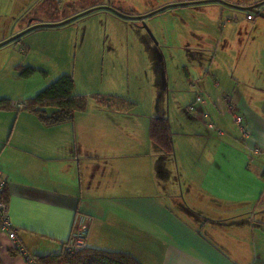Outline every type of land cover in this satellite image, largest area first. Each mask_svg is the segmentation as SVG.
Here are the masks:
<instances>
[{"label":"crops","instance_id":"0c3cea01","mask_svg":"<svg viewBox=\"0 0 264 264\" xmlns=\"http://www.w3.org/2000/svg\"><path fill=\"white\" fill-rule=\"evenodd\" d=\"M156 2L154 10L186 3L173 9L181 10L179 19H189L178 27L172 22L181 45L202 41L205 51L213 52L203 61L181 62L193 81L208 75L216 80L214 87L198 85L204 103L195 118L186 114L182 124L167 120L174 162H166L149 140V122L157 117H134L133 100L110 98L101 106L93 99L94 106L86 108L94 113L91 107L98 106L93 118L85 110L71 121L45 127L20 110L23 100L9 99L20 106L18 112L0 111V173L10 220L34 257L60 255L72 231L85 226L87 247L127 253L140 264H264V40L258 35L264 19L241 10L256 6L264 13V0ZM121 3L103 0L89 8ZM223 46L230 48L231 61ZM242 60L252 64L254 75L236 72ZM227 63L232 75L222 82L220 66ZM191 102L194 93L184 95L180 105ZM230 106L242 118L245 139L228 124ZM201 113L208 115L213 131L201 122ZM141 125L147 127L144 140L134 132ZM116 126L130 131L108 132L118 131ZM99 127L108 129L102 133ZM200 141L204 149L195 148ZM183 157L185 172L177 162ZM157 160L167 164L161 173L176 175L175 184H157ZM152 167L157 188L151 183ZM141 240L144 252L137 249ZM0 264H26L1 234Z\"/></svg>","mask_w":264,"mask_h":264},{"label":"rangeland","instance_id":"374dc122","mask_svg":"<svg viewBox=\"0 0 264 264\" xmlns=\"http://www.w3.org/2000/svg\"><path fill=\"white\" fill-rule=\"evenodd\" d=\"M101 1L0 0V43L23 33L27 27L58 24L76 17L65 25L29 31L0 47V96L14 102L28 99L59 77L69 75L73 77L75 93L87 95V107L90 104L94 106L92 96L100 94L126 102L133 100L135 105L131 108L134 117L142 121L156 116L182 124L186 114L189 120L195 118V111H189L188 105H180L182 98L194 93L195 99L201 91L198 85L202 88L209 85L214 87L216 79L213 81L208 75L193 81L183 71L181 62L191 64L195 59L203 61L213 55L211 49L205 51L208 46L202 45V41L195 40L189 47L181 45L183 38L178 37L172 22L178 27L183 26L180 20L189 19L185 16L179 19L178 11L181 10L173 9L148 16L158 5L155 0H122L123 3L118 6L89 8ZM85 12L88 14L78 17ZM226 14L224 12L223 15ZM258 35H262L260 41L264 40V29L258 31ZM223 47L227 50L224 57L229 56L227 59L231 61L230 48ZM254 48L262 50L261 42ZM18 66L31 68L35 72L29 79L20 78L14 70ZM231 67L228 63L220 66L222 82L229 80ZM236 72L243 76L254 75L252 64L245 60H242ZM91 109L94 113L88 110L86 113L93 118L97 110L94 107ZM11 113L14 117L15 114ZM231 120L232 124L230 121L228 124L235 131L237 126ZM201 122L204 123L203 120ZM116 127L118 131L110 128L108 132L121 134L130 131L124 126ZM137 128L138 131L134 132L145 139L147 127L141 125ZM98 129L105 133L108 128ZM191 143L195 145V142ZM198 143L195 148H205L203 141ZM163 158L166 162H174V158L169 156ZM184 159L180 161L177 158V162L185 172ZM162 165L167 164L156 161L157 184L160 187L167 182L175 184L176 175L170 170L161 173L164 170ZM152 172L153 167L151 183L157 188ZM144 176L145 173L139 177L143 179ZM183 178L186 179V175ZM137 249L139 252L146 251L142 240Z\"/></svg>","mask_w":264,"mask_h":264},{"label":"trees","instance_id":"16d2710c","mask_svg":"<svg viewBox=\"0 0 264 264\" xmlns=\"http://www.w3.org/2000/svg\"><path fill=\"white\" fill-rule=\"evenodd\" d=\"M186 6H181V8ZM178 7H170L168 9H176ZM166 10L158 11L155 14ZM15 70L18 76L23 79H29L35 72L31 68L22 69L21 66L15 67ZM110 98L113 97H105L103 95H95L93 97L101 106L108 105L111 101ZM87 104L88 98L85 95L78 92L75 93L73 77L66 75L51 82L33 97L23 100L22 104L20 103L21 107L9 99H1L0 111L18 112L21 108L20 110L23 112L35 117L41 125L52 127L71 121L76 113L85 112ZM191 106H193L195 111L197 108L196 99L191 105H188V110ZM204 125L207 128V124L204 123ZM148 137L151 142L159 147L164 156H173L172 135L166 118L157 117L150 120ZM36 259L41 264H140L130 254L91 249L87 246L73 254L64 251L57 256H43L36 257Z\"/></svg>","mask_w":264,"mask_h":264},{"label":"built area","instance_id":"2783aa9c","mask_svg":"<svg viewBox=\"0 0 264 264\" xmlns=\"http://www.w3.org/2000/svg\"><path fill=\"white\" fill-rule=\"evenodd\" d=\"M248 20L252 19L251 15L246 17ZM196 105H202L204 102L201 96L198 94L196 96ZM190 111H194L193 106L189 108ZM228 113L232 115V119L235 125L238 127L241 136L243 139L247 137V132L244 130L242 126V118L235 114V110L232 106L228 108ZM200 118L207 124V129L210 131L214 130V125L209 121V117L205 113H201ZM5 188H6V180L0 173V234L5 236L9 242L10 249L16 253L19 257L23 259L26 264H41L37 261L36 257L31 255L26 247L24 246L22 240L18 236V229L15 228L10 220L8 213V206L5 200ZM78 229V228H77ZM76 231L73 230L70 234L66 244L65 250L66 252L73 254L78 252L79 250L84 249L87 246L86 235H85V226H79V229Z\"/></svg>","mask_w":264,"mask_h":264},{"label":"water","instance_id":"95a60500","mask_svg":"<svg viewBox=\"0 0 264 264\" xmlns=\"http://www.w3.org/2000/svg\"><path fill=\"white\" fill-rule=\"evenodd\" d=\"M207 2H209V1H207ZM185 5H187V4L184 3V4H176V5L166 6V7H164V8H161V9H159V10H157V11H154V12L150 13L148 16L153 15V14H155V13L158 12V11L166 10V9H168V8H170V7H176V6L181 7V6H185ZM241 10H242V11H247V12H250V13H254V14L257 15L259 18L264 19V13H263V12H259V11H257L256 6H254V7H249V8H246V9H241ZM88 12H90V11H88ZM88 12L82 13V14H80L78 17H80V16L82 17V16L88 14ZM75 18H76V17H75ZM75 18L67 19V20L62 21L61 23H58V24H52V25H34V26H32V27H27V29H26L23 33H20V34L16 35L15 37H13V38L10 39V40H7V41H5V42H3V43H0V47H3V46H5V45H7L8 43L13 42V41L16 40V39H19V36H21V35H23V34L29 32V31H32V30H35V29H39V28H53V27H58V26H60V25H65V24L71 22V21L74 20Z\"/></svg>","mask_w":264,"mask_h":264},{"label":"flooded vegetation","instance_id":"af4514ba","mask_svg":"<svg viewBox=\"0 0 264 264\" xmlns=\"http://www.w3.org/2000/svg\"><path fill=\"white\" fill-rule=\"evenodd\" d=\"M158 10H159V9H158ZM154 11H157V10H154ZM152 12H153V11H152ZM152 12H151V13H152ZM26 29H27V28H26Z\"/></svg>","mask_w":264,"mask_h":264}]
</instances>
